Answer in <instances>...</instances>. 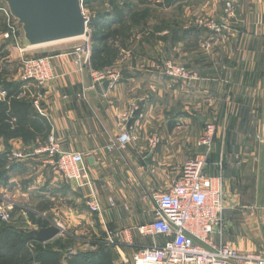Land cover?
<instances>
[{"label":"crops","instance_id":"crops-1","mask_svg":"<svg viewBox=\"0 0 264 264\" xmlns=\"http://www.w3.org/2000/svg\"><path fill=\"white\" fill-rule=\"evenodd\" d=\"M103 4L93 15L107 13L102 31L110 36L107 45L119 52L110 67L119 78L106 90L92 88L88 69L75 63L70 52L76 40L45 48L50 50L42 55L53 57L56 78L37 90L20 79L19 69L12 73L11 63L20 59L24 46L22 41L16 46L2 39L5 26H0V103H32L27 122L21 124L29 131L7 139L0 136V155L7 158L0 195L33 207L38 217L51 219L49 225L66 227L76 236L78 231L104 237L107 230H129L135 246L147 245L150 239L139 236L136 228L154 218L151 194L177 181L186 161L202 152L196 142L204 127L213 125L216 135L206 175L221 179L224 195L223 229L213 240L264 256V0ZM117 4L124 14L116 15ZM199 20L223 28L213 33L197 25ZM118 21H124L122 26ZM167 61L185 66L198 79L186 83L166 77ZM5 82L13 92L4 89ZM39 91L42 114L34 104ZM132 108L137 110L128 126L135 140L119 149L114 147L120 135L118 118ZM8 118L11 127L18 125L16 117ZM40 123L43 128L33 129ZM51 137L61 150L83 154L99 215L86 207L89 189L67 183L47 163L42 149ZM153 138L156 143L150 147ZM14 152L24 154V159H14ZM86 242L76 251L91 255L97 245ZM134 250H115L107 263L132 264Z\"/></svg>","mask_w":264,"mask_h":264},{"label":"built area","instance_id":"built-area-1","mask_svg":"<svg viewBox=\"0 0 264 264\" xmlns=\"http://www.w3.org/2000/svg\"><path fill=\"white\" fill-rule=\"evenodd\" d=\"M83 5V4H82ZM228 12L232 6L228 5ZM83 16L88 20L86 11L82 7ZM0 16L4 17L6 30L2 39L15 42L16 46L22 41L21 28L10 16L9 9L0 0ZM88 24V23H87ZM200 26H206L213 33L219 32L221 26L212 21H199ZM83 44L73 48L70 52L75 63L81 69H88L92 85H100L103 81L110 84L118 79V74L111 69L95 71L91 68L92 42L86 28ZM25 47H20L19 54L25 53ZM53 57H27L21 55L20 79L31 83L36 89L43 90L52 83L56 76L52 70ZM164 74L171 79L191 83L198 79L197 74L186 68L167 62L163 65ZM5 95V94H3ZM41 94L36 96L34 102L37 112L42 114L40 106ZM137 108L123 112L118 118L119 137L114 147L119 149L131 144L135 140L129 128V122ZM202 135L197 139L196 147L202 152L186 161L181 169L177 181L167 190L156 191L151 194L154 202V218L150 223L139 225L136 232L142 238L150 239V244L135 246L128 237L129 230L105 231V235L98 243L110 247L117 252L124 248H135L131 255L132 264H264V256L259 253H248L235 250L233 247L218 243L213 236H220L224 223V195L221 179L206 175L208 159L211 155V146L216 135L213 125H206ZM156 139L149 141L153 147ZM42 151L47 155V163L57 171L67 183L76 182L78 187L89 189L86 198V207L89 212L99 215L101 208L93 190V183L84 166V156L79 152H65L54 137L49 138L47 146ZM16 160L24 159L25 155L12 153ZM2 200V201H1ZM0 201L7 202L0 195ZM0 202V222L9 220L8 210ZM55 226V225H54ZM61 236L65 235L61 226ZM156 237H162L163 242H155Z\"/></svg>","mask_w":264,"mask_h":264},{"label":"trees","instance_id":"trees-1","mask_svg":"<svg viewBox=\"0 0 264 264\" xmlns=\"http://www.w3.org/2000/svg\"><path fill=\"white\" fill-rule=\"evenodd\" d=\"M87 1L88 0H82L84 7L89 6ZM93 1L94 0H90V4H92ZM117 1L121 2L124 0H115V2ZM118 8L117 4L114 8L116 15H121V13L124 14V12L121 9L119 11ZM106 15L107 13H101L88 18V36L92 42L91 68L95 71L109 69L119 56V52L115 47L107 45V42L110 41L108 33L102 31L106 28ZM119 20H121V18ZM118 22L121 26L124 23V21ZM4 26L6 30L5 22ZM111 38L113 37L111 36ZM2 86L4 89L8 90L11 88L10 93L14 90V87L8 82H5ZM9 104H11L10 107L6 103H0V136L6 139L7 137L21 136L29 131L27 127H24L22 130L21 124L27 122L26 115L29 114V109L31 108L30 104L32 103L25 101L16 103L14 100H11ZM10 116H14L18 120V125L15 127H11L6 122ZM39 126L40 127L33 129H38L39 131L40 128H43V124L40 123ZM32 138L36 139V137ZM6 165L7 158L4 155H0V184L6 182V179H4L5 173H2V168H5ZM30 217L31 226H36L37 228L48 226L46 222L34 220L33 216ZM60 240L61 239L46 244H40L35 240L29 239L25 232L10 229L5 226L4 223L0 222V264H62L63 258L61 256V250L56 249V246H59ZM68 255L71 256L65 257V264H113L107 262L114 258L113 256L116 254L113 248L105 247L100 244L97 245V249L91 255L88 253H81L78 250H71L68 252Z\"/></svg>","mask_w":264,"mask_h":264},{"label":"water","instance_id":"water-1","mask_svg":"<svg viewBox=\"0 0 264 264\" xmlns=\"http://www.w3.org/2000/svg\"><path fill=\"white\" fill-rule=\"evenodd\" d=\"M10 16L21 27L26 49L85 37L88 21L83 16L81 0H1ZM106 90L110 82L101 84ZM29 239L46 244L61 235L59 227L49 225L26 231Z\"/></svg>","mask_w":264,"mask_h":264},{"label":"rangeland","instance_id":"rangeland-1","mask_svg":"<svg viewBox=\"0 0 264 264\" xmlns=\"http://www.w3.org/2000/svg\"><path fill=\"white\" fill-rule=\"evenodd\" d=\"M81 2H82V0H81ZM87 2H88L87 4H89V6H87V7L83 6V7H84V10L86 11V15L88 16V18H91V16H93L94 12H96V13L100 12L101 8L104 5L103 4L104 0L103 1L100 0L99 3L93 2V3H95L94 5L90 4V0H88ZM3 21H4V17L0 16V26H2V28L4 26V22ZM199 21H201V20H199ZM198 24H199V22L197 23V25ZM83 43H84V41H82L80 39V41L76 40V41H73L72 44L71 43L70 44L72 46H74L73 44H75V46L73 47V48H75V47H77V46H79V45H81ZM45 48H48V46L40 47V49H37L35 51L34 50H27L25 53H23L21 55L22 56H27V57H37V56L38 57H45V56L42 55V52H48V50H50V49H45ZM73 48H72V50H73ZM4 52H5V50H4ZM5 53H7V52H5ZM12 62H15L14 64L11 63V67L10 68H13V69H11L12 73L15 72V71L17 72L18 69H19V72H21L20 71V68H21V56H20V59H17L16 61H12ZM169 62H171V61H169ZM171 63H173V62H171ZM173 64H175V63H173ZM5 65H7V63L4 60V66ZM175 65H177V64H175ZM178 66H181L183 68L185 67V66H182V65H179V64H178ZM186 70H188V69L186 68ZM189 72H191V71H189ZM115 73H117V72H115ZM191 73H194V72H191ZM88 74H89V72H88ZM91 83H92V81H91ZM98 86L100 87V85H96V86L92 85V88H95V87H98ZM39 93L42 95L41 91H39ZM14 200H15L14 202H13V199H12V201H11V199L8 200L9 204L7 202H5V201L1 202L2 206L5 208V212H7L6 210H8V214H9V220L7 222H2L1 221V223H4L5 226H7L10 229H13V230H16V231H22V232H25V233H26V231L31 230L32 228L37 229V227H31V224H30V221H31L30 218L31 217L30 216H33L34 220H37V221L41 220V221L46 222L47 225L49 226V223H50L51 219L47 220L46 218L44 219V218L38 217V215L34 212L33 207H31V206H29L27 204L23 205L21 203H18L17 199H14ZM61 227H62L63 231L66 232V233H65V235H63V237L59 236L57 238V240L58 239H61V240L59 242V246H56V249H58V250L60 249L61 250V256L63 258L62 264L66 263L65 262V257L71 256V255H68L69 251H71V250L75 251L78 248L82 249V247H84V246L86 247L87 244H88L86 241H89V240L92 241V243H93L92 246L100 245V243H98V240H101L103 238V236H99L98 234L93 233V232L88 233L86 235L85 232L81 233V232L78 231L77 232L78 236H76V234H75V232L73 230L67 229L66 227H63V226H61ZM80 231H83V230H80ZM75 238H78L79 240L78 241L77 240L74 241L73 239H75ZM53 247H55V246H53ZM16 260H18V259H16Z\"/></svg>","mask_w":264,"mask_h":264}]
</instances>
